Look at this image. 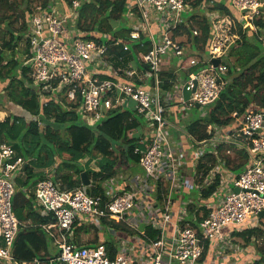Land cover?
I'll return each instance as SVG.
<instances>
[{"label":"built area","instance_id":"2783aa9c","mask_svg":"<svg viewBox=\"0 0 264 264\" xmlns=\"http://www.w3.org/2000/svg\"><path fill=\"white\" fill-rule=\"evenodd\" d=\"M70 2L50 0L47 7L36 5L23 36L27 52L22 65L30 68L40 104L46 105L52 97L61 104L62 99L68 104L79 103L77 112L81 121L92 127L110 111L131 101L136 114L149 128V141L142 150L134 149V154H140L142 173L134 177L130 190H116L113 179L103 182L104 196L90 195L83 187L62 190L53 179L38 181L36 206L41 214L53 220L49 225H42V229L58 250L49 262L136 264L128 254L131 250L110 258L103 246L75 245L71 233L77 223H95L101 219L133 225L135 215L148 209L158 236L143 243L149 253V262L145 264H214L213 259L222 257L221 248L230 247L235 233L260 227L262 217L259 214L264 211V110L250 108L242 115L231 114L238 123L234 136L240 143L235 145L246 153L248 164L229 185L222 184L203 204L209 209L206 216L197 210L202 219L196 227L189 223L182 226L184 218L172 205L181 199L188 181L192 183L189 190L212 184L213 174L221 171L225 162L218 161L214 170L199 183L201 174L196 170L199 159L192 156L193 171L186 178L181 173L186 160L184 148L171 141L168 130L171 124L165 112L172 102L184 110V106L193 108L196 105L198 109H205L218 99L221 88L227 83L228 53L238 39L230 22L217 12L207 13L212 35L206 55L202 60L184 58L182 41L174 36V30L187 23L184 14L192 12L188 0H128L126 17L133 23L131 39L137 40L144 35L151 43L148 53L138 55L143 63V74H138L132 65L114 69L109 64L107 45L83 38V32L77 27L81 2ZM231 5L241 21L264 15V0H231ZM193 35H198V31L193 30ZM171 57L184 58L187 67L179 70L183 68L189 72L185 80H176L172 92L162 93L160 73L163 62ZM213 59L220 60L217 67L211 63ZM101 67L110 71L113 79H102ZM197 67L200 69L192 70ZM119 76L125 80H119ZM183 91L192 94L188 101L183 99ZM4 119L0 117V122ZM218 129L217 125H208L207 132L214 136L201 142L185 133L194 155V150L204 151L219 160L216 147L232 145V128L228 135L220 136L221 139L215 134ZM204 145L209 147L204 148ZM30 161L19 155L12 145L0 140V264H30L19 262L14 256L20 222L12 206L17 177L25 178V168ZM89 186L94 187V184ZM234 188L238 192H234ZM150 189L154 201L149 204L141 195H147ZM197 216H192V222ZM40 263L38 259L32 262Z\"/></svg>","mask_w":264,"mask_h":264},{"label":"trees","instance_id":"16d2710c","mask_svg":"<svg viewBox=\"0 0 264 264\" xmlns=\"http://www.w3.org/2000/svg\"><path fill=\"white\" fill-rule=\"evenodd\" d=\"M62 1L71 4L70 0ZM80 2L77 27L83 32V38L107 45L109 64L114 69L137 65L138 55L150 51L151 43L146 36L140 35L137 40H132L130 37L133 28L128 24L130 21L126 17L128 0H80ZM188 2L192 12L184 14L187 23L174 30L175 37L186 38L184 49L185 46L190 49L191 55L185 54L184 58L199 54L200 56L196 58L202 60L206 55L212 26L208 18L203 15L204 12L219 13L230 22L231 30L238 37L228 53L227 83L221 88L218 99L205 108L206 114L185 124V132L201 142L214 136L213 133L207 132V125L225 127L233 122L231 114L234 112L242 115L250 108L264 110V46L261 40L264 19L261 16L238 22L234 16L236 12L231 0H188ZM38 3L42 7H47L50 5V0H40ZM22 4L25 5L24 13L18 10ZM31 6V0H19V2L0 0V26H11V18H14L15 22L25 18L22 25L25 31L15 33L8 28L6 33L9 35V40H2L0 43V83L4 85L3 88L0 86L2 94L0 101L4 98L33 119L29 121L24 115H8L0 122V140L12 145L19 155L31 160L25 168V178L17 181V190L12 199L13 212L20 222L14 256L19 262L30 264L35 259L41 261L40 264H59L49 262L56 255L54 257L50 255L52 241L42 229V225H49L53 220L51 216L41 214L36 206L35 188L38 181L53 179L62 190L83 187L90 195L104 196L103 182L116 177L118 164L133 163L139 166L140 154H134V149L142 150L149 141V136L146 133V136L143 135L141 138L138 135L131 137L128 135L133 130H139L140 125L145 123L143 118L136 114L134 108L122 105L110 111L101 122L89 127L81 121L77 112L79 103L68 104L62 99L61 104L52 97L46 105L40 104L38 91L30 76V68L23 66V61L20 62L11 54H7L14 49L17 41L23 39L35 8ZM193 30H197L198 35H193ZM104 37L107 41L103 39ZM184 58L172 57L173 68H162L160 73L162 93L170 91L178 78H187V73L183 76L181 73H176ZM197 69L200 67L192 70ZM100 77L113 79L111 75ZM39 122L42 123V128L39 127ZM216 148L221 155L222 152L224 154L229 150L230 146L221 144ZM116 151L119 154L114 157ZM234 153L236 161L230 160L229 157L224 161L225 164L232 165V172L237 175L247 166L248 156L240 150H234ZM64 155L67 156L66 159L63 158ZM96 158H99L96 163L97 170L91 169L89 165L96 161ZM82 159H86L84 165L80 163ZM217 159L213 154L207 153L204 159L199 160L196 170L201 174L200 183L218 164ZM45 169L53 170V175H45L42 172ZM85 181L94 184V187L86 188L83 185ZM219 182L220 176L216 175L213 183L201 191V199L209 200ZM158 199H161L160 189H158ZM189 206L190 212H193L196 204L190 202ZM197 209L202 210L203 216L209 212V209L203 206ZM191 218L192 216L189 220L183 221L182 226L189 223L196 227L202 219L199 214L195 222H190ZM100 222L106 225V219H101ZM113 223L115 222L110 221L113 228L121 229L131 235L137 233L142 236L138 231H128L124 225ZM144 229V236L153 240L157 238V231L148 226ZM236 236L242 237L246 243L251 239L260 238L264 246L262 229H245ZM108 252L110 258H114L117 253V248L112 242L108 243ZM263 257L264 253L260 255V261Z\"/></svg>","mask_w":264,"mask_h":264},{"label":"crops","instance_id":"0c3cea01","mask_svg":"<svg viewBox=\"0 0 264 264\" xmlns=\"http://www.w3.org/2000/svg\"><path fill=\"white\" fill-rule=\"evenodd\" d=\"M235 12L236 13L234 14V16H235V18H237V21L238 22H243V21H241L239 13L237 11H235ZM263 19H264V15H263ZM261 31H262V34H263L262 36L264 37V30L261 29ZM109 72L110 71L103 69L102 75L103 76H108L111 73V72L110 73ZM188 72H189V70H186V73H188ZM118 79L119 80H125L124 78H122L120 76L118 77ZM132 81H134V80H132ZM172 91H173V88L170 91H168V92H172ZM165 93H167V92H165ZM130 102L131 101H128L127 103L125 102L123 106L129 107V105H130L129 103ZM131 103H132L131 108H134L133 102H131ZM168 111H169V119L168 118L167 119L169 120V122L171 124V127H170V129L168 128V130H170L169 131V135H170L171 141L174 144L178 145L177 141H179V143H180V137L181 136L183 138H185L184 140L186 141L185 145H183L181 143H180V145L184 148V154H185V158H186L185 164L183 165V168H181V173L187 178V177H189L190 173L193 171V164L191 162L192 154H191V151H189V149L193 150L194 148H191V145H190L189 141L187 140V135L183 134V132L184 133H186V132L184 130H183V132H181V130H178L179 128L177 127V124H179V122H178V115L179 114H177V113L179 111H178L177 105L174 104L173 106H170ZM175 123H177V124H175ZM237 126H238L237 122H234V124L232 123V137H234V138H232V145H228V146H230L229 154L232 152V149L243 151V150L239 149L235 145V144H239L240 143L239 139L236 136H234ZM225 128H227L228 130L225 129ZM230 128H231L230 125H228V126H225V127H221L217 131H218V133H221L220 130L223 129V131L227 130L226 132L228 133L231 130ZM219 137H220V135H219ZM177 139H179V140H177ZM224 153L226 154V151ZM133 165L134 164H132V166ZM138 167L139 166H135L134 165V168H135L134 170L139 171L137 169ZM213 170H214V168H213ZM219 170H221V171H218V172L215 171V174H213L214 178H215L216 175L220 176V182H219L218 187H221L222 184H225V185L228 184L229 185V182L231 180L235 179V177L238 176V175L237 176L234 175L233 172H232V169H230V168H229V170H227V169L224 170L222 168H220ZM140 171H139V173L141 174L142 173L141 168H140ZM213 175H211V177H213ZM115 178L116 177H113V178H111V180L113 179L112 180V185L115 187L116 190L122 192V191H127V190L131 189L134 176L133 177L130 176L128 178V180L127 179L124 180L122 178V180H119V181H122L121 183H119L118 181H115L116 180ZM108 180H110V179H108ZM212 180L214 181L213 178H212ZM190 184L192 185V183L190 181H188V184L186 185L187 187L184 188V190H185L184 192H189V189H187V188L189 187ZM209 185H211V184H208L207 186L206 185L205 186L208 187ZM218 187H217L216 191L218 190ZM150 191H151V189L148 191L147 195H144V194L141 195L143 200H145L149 204H150V202L154 201L151 198L152 192H150ZM183 196L181 197V199L179 201H176L175 204H173L172 206L174 207L175 211L184 218L182 221H186V220H189V218L191 216L195 215V213L198 210L197 208H199L200 206H203V204L200 203L198 206H196L194 208L193 212H190V210H189L190 206L188 207V205H189L188 203H189L190 200L186 201ZM206 201L208 202L209 200H206ZM185 203H187V204H185ZM197 214H198V212L196 213V215ZM135 216H136V219H134L132 221L133 225L131 223L117 222V221H114V220H107V219H106V225H102L100 221L99 222H95V223H91V222L77 223V225L74 227V229H73V231L71 233L72 234L71 241L77 246H84V247H89V248H92V247L94 248V247H97V246H103L104 249L107 252H108V243L112 242L113 244H119L118 247H117V245H114L117 248V253L116 254H118L121 251L127 250V252H128V251L131 250L130 252H128V254H129V256L131 258L134 259L136 264L148 263L149 262V253H148V249H146V247H145V245H143V243L147 239H151V238H149L148 236H144L145 229L142 232H140L138 228H139V225L141 223H143L144 224V228L148 226L149 228H152L155 231H157L156 224L153 223V217L151 216V212L150 211L149 212L147 211L145 213H139L138 212V215H135ZM110 221L115 222L117 224L124 225L128 229V231H135V232L138 231V233L141 234L142 236H139L137 233L131 235V234H128V233L124 232L121 229L113 228L112 224H110ZM190 222H192V218L190 219ZM115 223H113V224H115ZM90 226H92L91 228H93V226H94V229L96 230V233H93V231L91 230ZM135 226H137L136 229H138V230H135ZM261 228H262V230H264V227H262L260 225L259 229H261ZM236 234L237 233H235L234 236L238 237V236H236ZM108 235H110L111 237H108ZM135 236H137V237H135ZM114 238L116 239L115 243L112 241ZM52 245L54 246L53 241H52ZM54 247L56 248V246H54ZM248 248L249 247H246L247 250H248ZM252 252L246 253L245 258L240 259L239 261H236L234 264H245V262H243L244 260L246 262H251L250 264H252V263L256 264V263H259V262L263 261V258L260 261V257L256 256V255L254 256V252L253 253ZM57 254H58V250H57ZM57 254H55V255H57ZM260 255H261V253H260ZM52 256L54 257V255H52ZM208 258H210V257H208Z\"/></svg>","mask_w":264,"mask_h":264},{"label":"rangeland","instance_id":"374dc122","mask_svg":"<svg viewBox=\"0 0 264 264\" xmlns=\"http://www.w3.org/2000/svg\"><path fill=\"white\" fill-rule=\"evenodd\" d=\"M39 1L40 0H31V4H32L31 7L33 8L34 6L39 5V3H38ZM57 1L60 2V0H57ZM18 2H19V0H18ZM18 10H22L23 13H24L25 12V5H23V4L20 5L18 7ZM204 13H203V15L207 16V12L205 14ZM8 14H10V12H8ZM23 21H25V18H24V20L20 19L17 22L14 21V18L13 19L11 18V20H10L11 26L6 27L4 25H1L0 26V39H1L0 43H2V40H6V41L9 40V35L6 33L8 28L10 30L15 31V33H16V31L24 32L25 29H22ZM128 24H130L132 26L133 23H132V21H130V22H128ZM103 39H105L107 41L106 37H104ZM178 39H180L182 41V45L183 44L185 45V42H186V38L185 37H180ZM261 40H262V43H263V46H264V37L263 36H261ZM130 47H131V45L129 46V48ZM184 51H185V54H188V56L191 55L189 47L185 46ZM7 54H11L14 58H16L20 62H22L24 60V56H25V48H24L23 39L17 41V44L14 47V49L8 51ZM192 56H193L192 58L196 59V57H199L200 55L198 54L196 56V54H194V55L192 54ZM136 64L137 65H133L132 64V69H135L138 72V74H143V63H142V61L140 59L139 60L136 59ZM173 65H174V63L172 62V57H171L170 59H168V60L166 59L163 62L162 68H173ZM186 65L187 64L184 62L180 66L181 67H187ZM103 69L104 68L101 67V70H103ZM176 73L177 74L181 73V76H183V75H185L186 70L181 68ZM181 79L185 80V78H181ZM177 80H179V78ZM0 86H1V88L4 87V85L2 83H0ZM182 95H183V99L185 101H188L192 97V94L190 92L183 91ZM168 98L170 99L169 95H168ZM173 103L174 102H172V106L174 105ZM129 104H130L129 108H131L132 103L130 102ZM184 107L186 108L185 110L182 109L181 107H178V111L179 112L177 114H179L178 115L179 124L175 123V124H177V127L179 128L178 130H181V132H183L186 123H188V122H190V121H192V120H194L196 118L202 117L204 115V113L207 112L206 109H198L197 107H193V108H187L186 106H184ZM10 114H13V115H16V116L24 115L26 117V119H28L29 121L33 120L28 115L23 113V111H21V109H19L18 107L13 106L7 100L2 98V100L0 101V117H2L4 119L6 116H8ZM165 116L169 119V111L168 110L165 112ZM234 122L235 121L233 120L232 123L234 124ZM232 123L230 124L231 128H232ZM209 125H211V124H209ZM39 127L40 128L43 127L41 122H39ZM219 128H221V127H219ZM169 129H170V127H169ZM225 129H227V128H225ZM226 131H223V129H222V130H220L221 133H215V134H216L217 138L221 139V137H219V135L224 137L225 135L228 134ZM145 133L149 134V128L143 122V124L140 125L139 130H133L128 135L130 137L134 136V135H138L141 138L143 135L146 136ZM183 134L185 135L184 132H183ZM232 138H234V137H232ZM184 139L185 138H183L182 136L180 137V143L183 144V145H185V143H186V141ZM177 140H179V139H177ZM180 143H179V141H177L178 145H180ZM206 147H209V145H204V148H206ZM189 151H191V154H192L193 157L198 158L199 160L205 158L206 153H204V151L203 152H198V151L194 150L195 155L192 152L193 150L189 149ZM227 151H229V150H226V154L225 153L223 154V152L221 153V155L218 154L219 155V160L217 159V161H222L223 162L226 159V157H229V159L232 160V161L233 160L236 161L235 160L236 159V155L234 153V149H232V152L230 154L227 153ZM118 154L119 153L116 151L115 154H114V157L118 156ZM63 158L66 159L67 156L64 155ZM98 160H99V158H96V161H93L92 163H90L89 167L91 169L97 170V164L96 163H97ZM57 161L59 162L58 159H57ZM85 162H86V159H82L80 161V163L82 165H84ZM132 164L133 163L130 164L131 166L130 165H119L118 164V172H117V176L115 178L116 179L115 181H118L119 183H121L122 181H119V180H122V178L124 180L125 179L128 180V178L130 176H132V177L134 176L135 178L138 177V176H141V174L139 173L140 168L138 167L137 169L139 171H136V170H134L135 168H134V165L132 166ZM229 168L232 169V165L225 164L224 167H223L224 170H226V169L229 170ZM34 171L38 172L37 170H34ZM242 171L238 172L237 175L241 174ZM42 172L45 173V175H47V176L53 175V170H51V169H45V171L43 170ZM233 174L235 175L236 173L233 172ZM19 179H21V175H18L17 181ZM213 179H214V177H213ZM198 185H200V184H198ZM200 186H204V185H200ZM203 188H205V187H203ZM199 189L201 191L202 188H199ZM199 189H198V187H193L192 189L189 190V192L181 193V196L184 195L183 197L185 198L186 201L190 200L189 202L196 204V206H198L200 203L205 204L207 201L206 200L204 201V200L201 199V194L199 193L200 192ZM147 211H148V209L144 210L143 213H145ZM260 220H261L260 225L262 227H264V217L260 218ZM91 227L92 226H90V228ZM91 230L93 231V233H96V230L94 229V226H93V228H91ZM108 237H111V236L108 235ZM135 237H137V236H135ZM112 241L115 243L116 239L114 238ZM114 245H117V247L119 246V244H114ZM246 247H249L248 250L246 249ZM237 248L239 249L238 251H237ZM221 251H222V257H218L216 259H213L214 264H234L236 261H239L240 259L245 258L246 253H248V252L250 253L252 251L254 252V256L256 255V256L260 257V253L261 254L264 253V246H262V239H260V238H257V240L251 239V241L249 243H246L245 240L242 237H233L232 241L230 243V247H227V248L223 247V248H221ZM49 252H50L51 256L55 255V254H57V249L53 245H51L50 249H49ZM243 262H245V264H250L251 263V262H246L245 260ZM252 264H255V263H252ZM256 264H264V262L262 261V262H259V263H256Z\"/></svg>","mask_w":264,"mask_h":264},{"label":"water","instance_id":"95a60500","mask_svg":"<svg viewBox=\"0 0 264 264\" xmlns=\"http://www.w3.org/2000/svg\"><path fill=\"white\" fill-rule=\"evenodd\" d=\"M211 63L213 64L214 67H217L218 64L220 63V60H218V59H213V60L211 61ZM196 107L198 108L199 105H196ZM83 185H84L85 187H87V186H89V182H88V181H85ZM234 192H238V189H237V188H234ZM259 216H260V217H264V211H262V212L259 214ZM138 229H139L140 232H142V231L144 230V224L141 223V224L139 225V228H138ZM263 262H264V257H263Z\"/></svg>","mask_w":264,"mask_h":264}]
</instances>
